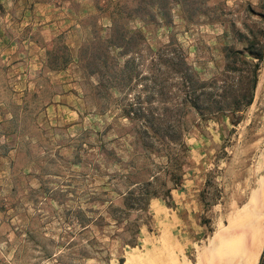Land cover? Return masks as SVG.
<instances>
[{
    "label": "rangeland",
    "instance_id": "1",
    "mask_svg": "<svg viewBox=\"0 0 264 264\" xmlns=\"http://www.w3.org/2000/svg\"><path fill=\"white\" fill-rule=\"evenodd\" d=\"M164 1L160 11L158 0H0V264H223L253 219L264 195V0ZM117 3L140 8L119 21L132 53L111 48L116 63L90 75L83 60L109 37ZM246 40L261 62L237 54ZM170 52L213 84L193 92L153 65ZM129 58L131 80L113 79ZM41 60L70 66L49 75ZM202 94L238 111L201 117L180 105ZM128 102L171 117L159 139L120 116Z\"/></svg>",
    "mask_w": 264,
    "mask_h": 264
},
{
    "label": "trees",
    "instance_id": "2",
    "mask_svg": "<svg viewBox=\"0 0 264 264\" xmlns=\"http://www.w3.org/2000/svg\"><path fill=\"white\" fill-rule=\"evenodd\" d=\"M123 1V0H122ZM120 3V2H118ZM116 4V8H114L113 11L110 12V17H111V27H110V34L109 37L105 40L99 41L98 43L95 44L94 49L96 51V54H93L92 60L90 59L88 62H85V57L84 55L87 54V50L81 51L78 56V60L80 61L81 59L84 62V70L90 74V75H95V76H100L101 77V71L107 70V61L110 60L112 62L116 63V59L114 57L110 56V49H117L119 50V55H127L132 53V48L130 47V44L132 43L131 38L126 37V31L124 25L120 24V18L123 16V20L131 19L140 16L138 13H140V8H133V9H126L119 7L120 4ZM158 8V10L164 9L166 6V2L164 0H158V2L155 4ZM151 19H153V16H150ZM246 48H244L243 51H238L237 54H244L247 53L250 57L257 59L259 62L263 60V53L262 50L257 52L253 50L254 43L252 41L246 40ZM137 54V53H135ZM48 59L49 56H51V53L48 51L47 53ZM172 53L170 52L169 56L166 55H160V56H155L153 60V65L156 66H163L164 68L166 67V71H169V73H176L179 77L180 80H182V84L188 86L193 92H195L198 89L201 90H206V87L208 88L213 84V80L209 81H202L198 78L196 72L188 66L186 63L185 58L179 59L178 64H173V61L175 60L173 56H171ZM90 57V58H91ZM52 59H55V55L52 56ZM246 63V62H244ZM248 63V62H247ZM68 64V61H65L64 64L61 65H51L48 63V66L50 69L54 70H59L65 65ZM134 60L132 58H129L124 62V65L121 69H119L118 74L114 77V71H112V76L113 79L116 78H123L124 80L127 81V83L131 80V76L133 71H135L134 68ZM257 64H255V67ZM173 67L175 70H172ZM115 69V68H114ZM113 69V70H114ZM111 71V70H110ZM166 71L164 73H166ZM106 73V72H105ZM163 73V74H164ZM256 84V76H255V71L251 74V90L249 92V95L246 96L243 100V108L249 106L253 100V95H252V87H254ZM209 95V94H208ZM144 105L149 104L148 100L143 101ZM138 104L133 103V102H128L121 108L120 111V116L127 119L131 123L138 124L139 127L142 128V131L139 132L140 136L143 137L144 135H147L149 131L152 132L153 137L156 139H159V133L161 126L164 125V123L167 121H170V116L166 114H154L153 112V107L147 106L148 108H144L143 106H137ZM182 105L185 108H189L194 110L196 113H198L201 117H204L207 114H211L214 112H223L226 110L227 107H231L238 111V106H237V101L232 100L230 102V106H227L225 104V99L221 98L220 100L214 101L211 100L208 96H205L202 94L201 96H193L190 98H184L182 100ZM242 107V106H241ZM166 109V108H165ZM163 109V110H165ZM165 136L164 138H166ZM168 138V137H167ZM169 139V138H168ZM162 141V140H161ZM169 143L174 142L170 138L168 140ZM181 146H184V144H180ZM170 161V160H168ZM181 177L175 178L174 180V186H178L180 183ZM169 192H167V195ZM151 195V194H150ZM126 198H124V202H126ZM127 204V203H126ZM264 258V248L263 252L259 261V264H262V260Z\"/></svg>",
    "mask_w": 264,
    "mask_h": 264
},
{
    "label": "bare ground",
    "instance_id": "3",
    "mask_svg": "<svg viewBox=\"0 0 264 264\" xmlns=\"http://www.w3.org/2000/svg\"><path fill=\"white\" fill-rule=\"evenodd\" d=\"M256 208L248 226L241 229L234 241L228 244L226 254L229 257L223 264H255L264 241V195L260 197V204Z\"/></svg>",
    "mask_w": 264,
    "mask_h": 264
},
{
    "label": "crops",
    "instance_id": "4",
    "mask_svg": "<svg viewBox=\"0 0 264 264\" xmlns=\"http://www.w3.org/2000/svg\"><path fill=\"white\" fill-rule=\"evenodd\" d=\"M36 46V45H35ZM45 54H47V52H45ZM71 62H73L74 63V59L72 58L71 59ZM70 64V62L67 64V65H65L64 67H62L61 69H59V70H54V69H50L49 68V66H48V61L47 60H45V61H42L41 60V63L39 64V68H38V70H42V69H46L47 71H48V74L49 75H57V74H59V73H64L68 68H69V65ZM56 98H57V96H56ZM55 102H56V100H52L51 101V104L49 105V106H53L54 104H55ZM164 210L165 211H167V212H169L168 211V209L167 208H165L164 207ZM175 212L176 211H174V212H172V214L171 215H168L170 218H172L173 217V215H175Z\"/></svg>",
    "mask_w": 264,
    "mask_h": 264
}]
</instances>
